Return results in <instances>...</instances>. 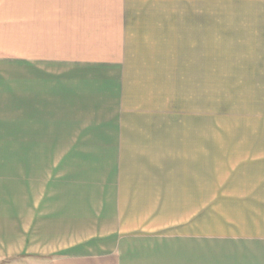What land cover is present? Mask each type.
Segmentation results:
<instances>
[{"label": "rangeland", "instance_id": "1", "mask_svg": "<svg viewBox=\"0 0 264 264\" xmlns=\"http://www.w3.org/2000/svg\"><path fill=\"white\" fill-rule=\"evenodd\" d=\"M70 2L59 3L58 141H46L37 171L44 174L42 201L59 207L58 225L54 217L41 230L48 241L59 235V244L45 248L60 246L63 255L69 242L121 231L116 210L132 195L163 213L162 197L177 203L202 174L200 264H260L259 244H224L210 234L228 231L216 219L227 208V176L264 174V0H215L226 33L190 35L189 49L152 53L70 51ZM5 262L19 264V256Z\"/></svg>", "mask_w": 264, "mask_h": 264}, {"label": "crops", "instance_id": "2", "mask_svg": "<svg viewBox=\"0 0 264 264\" xmlns=\"http://www.w3.org/2000/svg\"><path fill=\"white\" fill-rule=\"evenodd\" d=\"M214 1L71 0L69 6L75 7L69 9L73 26H68V48L75 52L186 50L193 41L190 35L226 33V26L218 25L219 17L214 15L223 13L219 2L213 9ZM59 3L0 0V263L19 256V264H143L144 259L170 264L172 258L200 264L205 238L202 174L177 203L170 204L164 195L163 213L153 201L150 209L149 201L137 202L132 195L126 209L124 204L121 210L116 208L121 231L69 242L63 255L60 246L45 248L59 244V235L48 241L41 231L54 217L58 225L59 207H46L42 201L44 174L37 173L46 141L54 145L59 134ZM180 176L184 182L191 180L186 174ZM221 185L227 208L216 219L228 231L213 232V241L259 244L260 264H264V174H234ZM124 195L118 193L121 200ZM127 212L131 215L125 217ZM149 213H154L151 224Z\"/></svg>", "mask_w": 264, "mask_h": 264}]
</instances>
